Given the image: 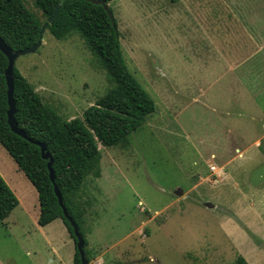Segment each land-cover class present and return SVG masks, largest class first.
I'll return each instance as SVG.
<instances>
[{"label":"rangeland","instance_id":"rangeland-1","mask_svg":"<svg viewBox=\"0 0 264 264\" xmlns=\"http://www.w3.org/2000/svg\"><path fill=\"white\" fill-rule=\"evenodd\" d=\"M107 1L127 66L156 110L128 147L98 143L103 174L87 176L81 191L88 255L103 259L90 264H227L239 254L264 264V210L253 208L264 200L252 187L264 182V160L255 144L253 159L245 152L264 133V0ZM23 3L43 23L34 1ZM16 67L67 119L111 86L76 32L57 39L47 29ZM236 147L232 166L252 185L244 175L212 184ZM16 186L23 204L0 219V264H74L57 224H38L30 186Z\"/></svg>","mask_w":264,"mask_h":264},{"label":"trees","instance_id":"trees-1","mask_svg":"<svg viewBox=\"0 0 264 264\" xmlns=\"http://www.w3.org/2000/svg\"><path fill=\"white\" fill-rule=\"evenodd\" d=\"M45 23L55 12L59 0H33ZM28 10L23 0H0V36L13 50L32 46L39 40L43 25ZM47 29L57 39L78 33L106 70L111 83L105 95L87 107L83 117L64 118L46 102L33 84L15 66L14 118L27 137L14 132L8 121V97L5 70L7 56L0 50V143L8 150L39 193L38 223L45 226L56 218L65 223L75 243L74 264H82L77 237L55 192L58 186L63 204L85 237L84 250L89 259L84 231L86 208L81 203L82 186L90 174L101 177L103 146L128 147L131 134L142 127L155 112L152 96L129 70L120 41L116 18L103 5L88 0H66L58 16ZM40 143L45 144L44 158ZM53 159L55 183L48 163ZM19 200L0 173V219L4 220ZM227 264H249L239 254Z\"/></svg>","mask_w":264,"mask_h":264},{"label":"crops","instance_id":"crops-1","mask_svg":"<svg viewBox=\"0 0 264 264\" xmlns=\"http://www.w3.org/2000/svg\"><path fill=\"white\" fill-rule=\"evenodd\" d=\"M254 15V14H253ZM253 15H252V18H253ZM250 38H251V40H253V37H252V35L250 36ZM264 126V125H263ZM234 141H233V143H234V145H238L239 144V142L237 141V137L236 136H234ZM253 144H255L257 147H258V152L256 151V153H257V156H258V158H260V160H264V133H262V134H260V136H258L256 139H254V140H252V139H248V141H245V145L247 146L246 147V154L247 153H250V154H252V156L250 157V158H252L253 159V155H254V153H253V151L250 149V146L252 147L253 146ZM260 148V149H259ZM237 153L238 154H240L241 153V148L239 149V148H234V153L233 154H235L233 157H229V155H233L232 154V151H230L229 153H228V156H227V158H225V155H223V156H221V159H223L224 161H223V164H224V166L223 165H221L222 167H223V169H221V171H220V175H221V179L220 180H217L215 183H212V184H217V183H222V182H226V181H230L231 179H234V180H236L237 178H239L240 180H242L243 179V175L244 174H246L247 173V171L245 170V169H238L237 167V165H236V167H233L232 166V161H236V160H238L237 159V156H239V155H237ZM215 155V154H214ZM242 156V155H241ZM225 158V159H224ZM7 163H9V164H12L14 167V175H16V178L14 179L13 177H11L10 175L11 174H9V175H7L6 173H7V171L8 170H6V168H7ZM213 163V162H212ZM229 168V171H225L227 168ZM0 173L2 174V176L5 178V180L8 182V184L10 185V188H12L13 189V191L17 194V198H19L18 200H19V203H18V205L16 206V207H18V206H20V205H22L23 204V201H22V199H21V196H20V193H21V190H20V188L18 187V186H16V183L17 184H19L20 183V181H25L26 182V184L28 185V186H30V188H31V191H32V193H33V195H34V197H35V205L34 206H36L37 207V216H38V218H39V215H40V202H39V193H38V191H37V189H36V187L34 186V184L31 182V180H30V178L27 176V174L22 170V169H20L19 168V166H18V164H17V162L15 161V159L12 157V155L8 152V150L0 143ZM103 174V173H102ZM234 174H236V175H234ZM242 175V176H241ZM237 176H241V177H237ZM244 176H246V177H248L249 178V183H250V185H252V183H251V179H250V177L248 176V175H244ZM204 178H208V176H206V177H204ZM242 178V179H241ZM237 181L239 182V180L237 179ZM209 183H211V181L209 182ZM259 186V187H258ZM252 187H253V189H260V199L263 201L264 200V194L262 193V189L264 190V182L263 183H254L253 185H252ZM249 192H251V190H248ZM262 193V194H261ZM263 204H264V202H263ZM262 204H259V205H255L253 208H255L254 210H255V212H254V214H256L257 216L258 215H262L263 216V214H262V210H264V208H261L260 206H261ZM15 207V208H16ZM14 208V209H15ZM253 208H252V212H253ZM13 209V210H14ZM12 210V211H13ZM260 211V212H259ZM12 213V212H11ZM10 213V214H11ZM9 214V215H10ZM249 216H251V215H249ZM256 216V217H257ZM8 217V216H7ZM6 217V218H7ZM5 218V219H6ZM84 218H85V216H84ZM262 220V219H261ZM260 221V220H259ZM263 223H264V220H263ZM39 224V223H38ZM50 224H57V227H58V229H60V231L63 233V235L66 237V241L68 242V241H70V244L71 245H73L74 246V252H75V243L73 244V241H72V237H71V235H70V233H69V231H68V229H67V227H66V225H65V223L63 222V220L61 219V218H56V219H54L53 221H51L50 223H48L47 225H45V226H48V225H50ZM85 224H86V226H88L89 225V223H88V221L86 222L85 221ZM84 224V225H85ZM41 226V225H40ZM90 233V232H89ZM88 241V240H87ZM88 243H89V241H88ZM90 245H92V243L90 244ZM74 256V255H73ZM99 259H102V257L101 256H99V257H93V258H91V256H89V261H94V260H96V261H98ZM101 262H103V259L101 260ZM98 264H101L100 262L98 263Z\"/></svg>","mask_w":264,"mask_h":264},{"label":"water","instance_id":"water-1","mask_svg":"<svg viewBox=\"0 0 264 264\" xmlns=\"http://www.w3.org/2000/svg\"><path fill=\"white\" fill-rule=\"evenodd\" d=\"M65 1L66 0H59V4H58L55 12L53 13V15L49 19H47V21L42 25L41 30H40V34H39V40L35 44H33L32 46H29V47H26V48L20 49V50H13L11 47H9L7 45L5 40L0 36V50H2V52L8 58V66L5 70L6 83H7V87H8V90H7L8 105H9L8 121H9V124H10V126L14 132H16V133H18L21 136L26 137V138H28L27 134L25 133V131L23 129H20L18 127V124L14 118V114L16 112V102L14 99L15 83H14L13 70H14V67L16 66V60L19 56L30 53V52H35L43 44L44 34L47 30L48 25L51 24L53 22V20L58 16L59 11H60L61 7L63 6V4L65 3ZM88 1L103 5L104 8L108 11L109 15L112 17L114 16L107 0H88ZM40 145H41L43 157L49 158L50 157L49 153L45 152V144L40 143ZM52 164H53V159L50 158V161L48 163V167H49V171H50V177H51L52 181L55 183V173H54V169H53ZM55 192L58 196L59 203L63 208V212H64L65 217L70 221V223L74 229V233L77 237V247H78L80 254H81L82 264H90V261L86 257V253L84 250L85 237L80 232L78 224L75 223L72 216L69 214L65 205L63 204V198H62L61 192H60V190L56 184H55ZM209 205H211V204H209Z\"/></svg>","mask_w":264,"mask_h":264},{"label":"built area","instance_id":"built-area-1","mask_svg":"<svg viewBox=\"0 0 264 264\" xmlns=\"http://www.w3.org/2000/svg\"><path fill=\"white\" fill-rule=\"evenodd\" d=\"M211 168L214 170L215 166H211Z\"/></svg>","mask_w":264,"mask_h":264}]
</instances>
